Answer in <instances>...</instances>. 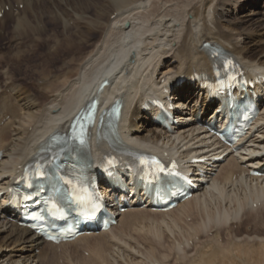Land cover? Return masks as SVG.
I'll list each match as a JSON object with an SVG mask.
<instances>
[{
	"label": "bare ground",
	"instance_id": "1",
	"mask_svg": "<svg viewBox=\"0 0 264 264\" xmlns=\"http://www.w3.org/2000/svg\"><path fill=\"white\" fill-rule=\"evenodd\" d=\"M1 3L0 41L8 29L12 49L0 51V264H61L63 259L78 264L59 250L91 239L98 241L94 254L89 251L96 262L92 264H171L167 260L174 250L180 258L172 264H202L205 258L219 259V254L225 262L230 256L235 264H264V97L260 118L234 150L207 133L205 124L220 115L207 105L200 82L193 86L198 76L212 70L205 43L234 55L248 77L264 74V0H29L19 11L13 6L7 11ZM105 79L109 87L102 101L127 105L118 142L173 152L184 164L203 160L187 166L199 189L168 213L139 209L133 202L135 208L118 213L117 227L57 246L15 221L19 215L8 207V190L53 135L69 132L79 111L101 94ZM181 82L173 93L183 109L179 125L171 132L159 129L152 114L142 110L145 101L158 93L165 100V87ZM258 89L264 90V84ZM102 133L99 125L92 130L98 144L93 157L105 153L99 144ZM255 171L261 175H252ZM113 196L106 194L110 202ZM137 197L135 201L142 199ZM195 212L198 217H190L196 219L188 228L191 238L185 235L183 241L180 236L182 242H172L174 250L167 248L170 253L158 243L169 254L155 247L140 251L127 240L138 233V228L133 234L127 230L132 235L125 233L133 215L163 217L162 225L173 236L181 216ZM161 230L155 233L157 241L165 238Z\"/></svg>",
	"mask_w": 264,
	"mask_h": 264
},
{
	"label": "rangeland",
	"instance_id": "2",
	"mask_svg": "<svg viewBox=\"0 0 264 264\" xmlns=\"http://www.w3.org/2000/svg\"><path fill=\"white\" fill-rule=\"evenodd\" d=\"M5 1H6V2H5ZM9 1H10V2H9ZM26 1H27V0H18V3L20 4V5H19L18 3H16V2H17L16 0H3V1L1 0V2H2V3H1V6H2V4H3V6H4L3 9L6 8V10H7V8H9L8 11H10V7L13 6V8L11 7L12 10H14V9L16 8V9L19 11V10H22V9H20L21 4H23V5L28 4L29 0H28L27 3H26ZM12 2H13V3H12ZM21 2H23V3H21ZM15 3H16L17 5H16ZM24 3H25V4H24ZM8 4H9L10 6H9ZM18 5H19V8H17ZM5 6H6V7H5ZM14 6H15V7H14ZM16 6H17V7H16ZM24 7H25V6H24ZM24 7H23V8H24ZM16 9H15V10H16ZM8 27H9V26H8ZM4 33L7 35V33H8V29L4 30V32H1V34H2V38H4V39H3L4 42H3V40H1L2 42L0 41V45H1V46H0V51H2V53H5V52L10 51V50L12 49V47H8L9 44H10V42H9V41H10V40H9V34L6 36ZM6 37H8V38H6ZM8 43H9V44H8ZM26 63L28 64V63H30V62L27 61V62H25V64H26ZM28 65H30V64H28ZM17 69H18V68H17ZM0 77L3 79V77H2L1 75H0ZM2 79H0V80H2ZM2 81H3V80H2ZM185 214H186V213H185ZM195 214H197V215H195ZM148 215L150 216V219H149V216H148ZM194 215H195V216H194ZM151 216H152L153 220H152ZM154 216H156V215H152V214H149V213L133 215V216L130 218V219H131V220H130L131 222H130L128 228L126 229V232H125V233H126V235L129 236V234H131V232L128 231V232H129V233H128L127 230L129 229L130 231H133V230H136L137 228H138V229H137L136 231H138V233H139V231L141 230V229H140L141 226L143 225V227H144V225H145V226H146L145 229H146V230H147V229L150 230V233H151V234L147 233L146 230L143 229V227H142V229H143L144 231L141 230L140 232L142 233V231H143V233H142V235L144 234L143 236H142V235H137L138 233L133 234V233H134V231H133V232H132L133 235H132V234H131L132 236L130 235V236L132 237V240H131V238H128L127 240H128L129 242H131V245H133V246H135V247L139 246L140 248L137 247V249H139L140 251H144V250L147 251L148 248H149L150 250H152L153 248H151V247H155L154 249L157 250V252H160V254H161V253H164V252L166 253L167 251H169L168 249H170V247H174V244H173V243H175L176 241L182 242V241H180V240H181V237L184 238V239L182 238L183 241L186 240V237H187V239H188L189 237L191 238L190 230H189L188 228H190V222H193V220L195 221V219L198 217V212L193 213V215H192V214H191V215H190V214H189V215L186 214V215H184V216H186L187 218L185 217L184 219H183L184 216H181V218H182V221H181V222H179V221H180V218L178 219V222L180 223V224H179V225H180V226H179V230H180V231L177 229V232L175 233L176 235H173L174 237L172 236V234H169V232L166 230V229H167V227H166L167 224H166V225H162V223H163L162 221L164 220V218H163V217H162V218H159V216H156V217H155L156 219H155ZM192 216H193V217H196V216H197V217L194 218V219H193V218L191 219L190 217H192ZM160 217H161V216H160ZM188 217H189V219H188ZM142 219H143V220H142ZM159 219H160V220H159ZM162 219H163V220H162ZM141 220H142V221H141ZM144 220H145V221H144ZM146 220H148V221L150 220V223L153 224V226H152L150 223H148V221H146ZM161 220H162V221H161ZM184 220H185L186 222H187V220H188L187 225L185 224L186 222H185ZM191 220H192V221H191ZM143 221H144V222H143ZM156 221H158V222H156ZM167 221H168V220H167ZM167 221H166V222H167ZM145 222H146V223H145ZM153 222H155L156 225H155ZM160 222H161V223H160ZM166 222H165V223H166ZM182 222H184V224H182ZM143 223H144V224H143ZM157 223H159V224L162 225V226L159 227V224H157ZM167 223H168V222H167ZM147 224H148V225H147ZM149 224H150V225H149ZM163 224H164V223H163ZM181 224H182V226H183L184 228H186V229H183V227L181 226ZM139 225H140V226H139ZM151 226H152V227H155V226L157 227V226H158V227H157V229H154V228H152ZM164 226H165V227H164ZM188 226H189V227H188ZM181 227H182V228H181ZM149 228H150V229H149ZM161 228H162V230L165 229L164 231H166V232L162 231ZM139 229H140V230H139ZM148 230H147V231H148ZM151 230H152V232H153V231H154V232L152 233ZM158 230H159V231L161 230L162 234H163V233H166V234H163V236L165 235V238H163V237H162L163 239H162V238H161V239L158 238L159 241H157L156 234H155L156 231H158ZM136 231H135V232H136ZM144 232H145V233H144ZM148 232H149V231H148ZM167 232H168V233H167ZM183 232H184V233H183ZM187 232H188V233H187ZM141 233H139V234H141ZM186 233H187V234H186ZM153 234H154L155 237L153 236ZM179 234H181V235H179ZM188 234H190V236H189ZM183 235H184V236H183ZM185 235H186V237H185ZM187 235H188L189 237H188ZM136 236H140V237H142V238H140V237H139V238L142 240L143 243L140 242L141 240L138 239ZM180 236H181V237H180ZM135 237L137 238V240H136ZM133 238H134V240L137 241V244H138V242H139L140 244L137 245V244H136V241H134ZM143 238H144V239H143ZM154 238H155V240H154ZM177 238H178L179 240H177ZM129 239H130V240H129ZM146 239H147V240H146ZM173 239H174V240H173ZM175 239H176V240H175ZM95 240H96V239H91V240H88L87 242H83V243H81V244H79V245L70 246V247L67 248V249H66V248H65V249H61V250H59V253L61 254V253L63 252L62 254H67V255H68L67 257H70L71 261H75V260H76V262H77L78 264H81V262H83L84 264H86V263L89 264V263L91 262V260H92V262L96 263V262L94 261V260H95L94 257H93L94 255H93V256L91 255V253H92V251H93V245L95 244V245H94V246H95L94 251H95L96 247L98 246V244H97L98 241L96 240V243H95ZM172 240H173V241H172ZM91 241H94V242H91ZM144 241H145L147 244H146ZM88 242H89V243H88ZM132 242H135V243H132ZM150 242H151V243H150ZM152 242H153V243H152ZM172 242H173V243H172ZM228 242H229V241H228ZM228 242L224 244V247L227 246L226 244H228ZM149 243H150V244H149ZM158 243L161 244V245H160L161 247H162V244H163V248H164V246H165L167 251L163 250V248H161L162 250H160V249H159V246H158ZM0 244H2V242H0ZM86 244H87V245H86ZM153 244H154V245H153ZM164 244H165V245H164ZM172 244H173V245H172ZM85 245H86V246H85ZM96 245H97V246H96ZM142 245H143V246H142ZM171 245H172V246H171ZM90 246H91L92 248H91ZM141 246H142V247H141ZM74 247H75V248H74ZM83 247H84V248H83ZM144 247H145V248H144ZM168 247H169V248H168ZM89 248L92 249V250H90ZM146 248H147V250H146ZM167 248H168V249H167ZM72 249H74V250H72ZM85 249H86V250H85ZM142 249H143V250H142ZM154 249H153V250H154ZM164 249H165V248H164ZM171 249L174 250V248H171ZM171 249H170V250H171ZM63 250H64V251H63ZM65 250H66V251H65ZM77 250H78V251H77ZM80 250H81V251H80ZM158 250H159V251H158ZM172 250H171V251H172ZM75 251H76V252H75ZM85 251H88V252H85ZM89 251H90L91 253H90ZM94 251H93L92 254H94ZM162 251H163V252H162ZM171 251H169V253H170ZM64 252H65V253H64ZM74 252H75V253H74ZM175 252H177V251H175V250L172 251L173 255H172V254L170 255L172 258L175 257V259H174V258L172 259L170 256H168V258L170 257L171 260H170V258H169V260H167L168 258H166L165 260L169 261V263H171V264H172V261H173V263H174V262L176 261V257H179V256H177L178 254L176 255ZM68 253H69V254H68ZM76 253H77V255H79V254L81 253V255L83 256V258L81 257V255L76 256V255H75ZM78 253H79V254H78ZM169 253H166V254H169ZM226 253H227V252H226ZM226 253H225V255H226ZM62 254H61V255H62ZM86 254L88 255V258L90 259V260H89V261H90L89 263H88V261H87L88 258H86ZM154 254H156V252H154ZM166 254H165V255H166ZM84 255H85V256H84ZM156 255H159V254L157 253ZM217 255H218V254H217ZM220 255L222 256V260H221V256H220ZM223 255H224V254H223ZM223 255H222V254H219V256H215V257H218V258H219V259H217L218 261L215 259L214 256H212V257H213L215 260L210 259V257H209V258H205L204 260L202 259V260H203V261H202V264H204V263H205V264H207V263H208V264H213V263H214V264H219V263H220L219 260L223 261V263H224L225 261L223 260V258H224ZM228 255H230V254H228ZM226 256H227V255H226ZM231 256H233V254H232ZM84 257H85V258H84ZM81 258H82V259H85V260H81ZM92 258H93V259H92ZM179 258H180V257H179ZM179 258H177V259H179ZM231 258L233 259V257H230V256H229V259H230V260H227L228 257L225 258V259L227 260V261H226L227 263L225 262L224 264H229V263H231ZM77 259H78V261H77ZM209 259H210V262H212V261H214V262L210 263V262H209ZM80 260H81V261H80ZM174 260H175V261H174ZM233 260H234V259H233ZM84 261H85V262H84ZM207 261H208V262H207ZM66 262H67V260H66ZM66 262H65L64 259L61 260V264H66ZM92 262H91L90 264H92ZM83 263H82V264H83ZM94 263H93V264H94ZM199 263L201 264V261H200ZM220 264H222V263H220ZM231 264H235V263L232 262Z\"/></svg>",
	"mask_w": 264,
	"mask_h": 264
},
{
	"label": "snow or ice",
	"instance_id": "3",
	"mask_svg": "<svg viewBox=\"0 0 264 264\" xmlns=\"http://www.w3.org/2000/svg\"><path fill=\"white\" fill-rule=\"evenodd\" d=\"M75 131V126L73 127V132ZM84 130L81 127V134L79 137L76 136H71L69 139L78 142L80 145L85 144V139H84ZM145 161H141V164L143 165ZM152 164L156 165L157 167H160L159 162L156 161L155 159L152 160ZM160 171L163 172L164 169L160 168ZM43 174V173H41ZM75 176V179H68L65 176H60L59 179L60 181L64 184L67 185V194L70 196H76L78 193L82 192L84 194H89V187L88 186H83L82 185L85 183L84 177L82 174L76 175L75 173L73 174ZM57 191L61 192V194L64 193L65 189H57ZM83 199V196L80 197Z\"/></svg>",
	"mask_w": 264,
	"mask_h": 264
}]
</instances>
